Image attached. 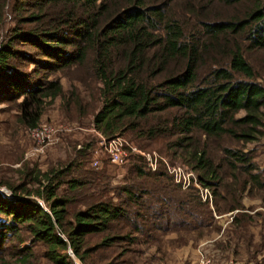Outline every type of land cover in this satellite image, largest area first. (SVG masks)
<instances>
[{"label": "trees", "instance_id": "obj_1", "mask_svg": "<svg viewBox=\"0 0 264 264\" xmlns=\"http://www.w3.org/2000/svg\"><path fill=\"white\" fill-rule=\"evenodd\" d=\"M213 2L237 12L217 15ZM256 49H264V0H0V102H13L28 130L59 97L65 109H91L93 127L106 136L171 150L209 188L212 208L237 209L224 243L232 237L262 249L263 237L242 238L253 216L239 195L263 185L254 162L239 148L222 146L219 157L207 148L222 136L245 142L262 132L264 84L246 55ZM62 76L72 81L68 89ZM90 147L84 142L48 168L24 163L16 183L0 179L10 191H0V253L12 238L29 237L51 264H78L68 249L91 264L90 252L114 245L100 264H130L142 241L167 232L184 241L210 225L208 203L194 187L181 188L162 162L151 169L142 155L128 154L126 181L108 184L104 166H83ZM219 199L230 202L220 207ZM15 253L26 262L30 248Z\"/></svg>", "mask_w": 264, "mask_h": 264}, {"label": "rangeland", "instance_id": "obj_2", "mask_svg": "<svg viewBox=\"0 0 264 264\" xmlns=\"http://www.w3.org/2000/svg\"><path fill=\"white\" fill-rule=\"evenodd\" d=\"M205 0H201L203 3ZM212 11L221 16L228 14H236L237 11H233L235 8L233 5H220L216 2L212 3ZM237 8H240V4H235ZM248 60L253 65L254 71L256 72L261 83L264 84V49L250 50L246 52ZM23 68L25 70L31 67L32 64L24 63ZM62 86L65 89L70 87L69 82L72 81L64 76L60 78ZM80 90V95H83L86 100L89 99V91L86 89L87 94L83 91L82 85L76 83ZM90 95V94H89ZM89 107L87 106V109ZM242 113L239 111L238 114ZM17 110L14 103L11 101L0 102V179L11 183H16L19 179L18 169L27 163L28 166L36 164L42 166L43 159L40 158V154H59L55 161H48L46 168L51 164L58 165L70 160L73 154L84 142L90 143L91 147L85 151L86 159L83 160L84 168L99 169L104 166L106 169V177L104 180L108 184L122 183L126 181V167L129 165V155L137 152H129L123 162L119 164H112L107 161L106 155L102 148L97 143V134L95 128L91 122V109L86 113H79L73 106L69 109H65L60 104L59 97H56L51 103L43 108V112L40 116L39 122L49 123H65L70 126L68 131H63L58 134L57 141L45 146L42 152L32 153L38 154L37 156H27L25 152L33 146V141L29 137L26 128H23L16 119ZM264 122V116H263ZM262 132L257 138L251 141L241 142L227 136L219 137L215 140H211L207 144V148L210 154L220 156L223 154L221 147L230 146L233 148H239L246 152L254 162L256 166V172L258 178L263 181L262 186L251 185L246 188L239 195V203L244 211L249 212L253 217L247 228H244L242 232V238L246 239L247 235L251 234V242H255L260 237L264 238V125L262 126ZM156 144L159 143L156 141ZM141 150H155L157 154L163 156L170 163L181 164L180 160L173 156L171 150L168 152L160 151L155 146L139 147ZM91 149V151H90ZM139 154V153H137ZM132 156V155H131ZM93 157L99 159V165L93 167L90 165V160ZM145 163V162H144ZM147 165L146 163L144 164ZM149 166V165H148ZM186 166V165H185ZM44 167V168H45ZM187 167V166H186ZM188 168V167H187ZM189 169V168H188ZM226 170V167H223ZM191 170V169H190ZM128 172V171H127ZM192 172H194L192 170ZM195 173V172H194ZM196 175V173H195ZM226 180H231L226 177ZM194 187L193 185H190ZM181 187V186H180ZM189 187V186H188ZM182 188V187H181ZM187 188V187H186ZM196 189V187H194ZM1 192L3 190L9 191L4 185H0ZM197 190V189H196ZM10 192V191H9ZM198 192V191H197ZM211 193V191H210ZM4 194V193H3ZM5 196H10L4 194ZM199 195V193H198ZM207 202L211 208L212 221L210 225L206 227H199L195 231L191 232V237L186 236L187 239L184 241H173L172 237L175 235L173 232H167L165 235H159L156 239L146 240L140 242L137 249L138 256L133 255V261L130 264H196L200 257V254L207 256L211 264H222L224 261L232 259L236 261H242L244 264H256V261L260 260L262 254L264 255V247L262 249H256L252 245H246L243 240L238 244H233L232 237L230 242L224 243L225 235L230 228L231 217L236 213L235 208L215 210L212 208L213 194L209 199H202ZM228 199H219V206L227 205ZM228 202H230L228 200ZM199 232L202 234L197 235ZM197 233V234H196ZM98 237L92 236L90 242H94ZM142 238V237H139ZM210 243V245H209ZM9 246L0 253L5 261H0V264H51L45 257L43 246L36 241H31L29 237H26L23 241L19 242L16 237L10 240ZM27 244L30 248L29 257L26 262L17 260L19 255L15 253L17 247ZM120 244H123L121 242ZM125 245V244H124ZM137 244L131 246L136 248ZM119 247L112 246L109 249H97L88 254L87 260L91 264H100L108 261L110 253H115ZM68 254L71 259L78 264H82L72 252L68 249ZM123 258H129L131 253L124 252ZM111 260H117L111 259ZM120 264V263H119ZM127 264V263H123Z\"/></svg>", "mask_w": 264, "mask_h": 264}, {"label": "built area", "instance_id": "obj_3", "mask_svg": "<svg viewBox=\"0 0 264 264\" xmlns=\"http://www.w3.org/2000/svg\"><path fill=\"white\" fill-rule=\"evenodd\" d=\"M69 129L70 126L61 122H39L38 124L29 127L27 132L33 141V146L25 152V155L37 156L38 154L32 153L42 152L46 145L57 141L59 133L68 131ZM95 133L98 136L97 143L102 148L109 163L119 164L127 158L129 152H137L144 157L151 169L155 168L158 161L162 162L166 171L182 188L193 185L196 187L202 199H209L211 197L209 188L201 185L198 182L195 173L188 169L184 164L170 163L163 156L157 154L155 150H141L129 142L122 134L115 133L106 136L98 130H95ZM89 162L93 167L99 165V159L97 157H93ZM0 191L2 190L0 189ZM3 193L6 195L10 194L9 191L5 190H3ZM196 264H211V261L207 256L200 254ZM222 264H244V262L229 259Z\"/></svg>", "mask_w": 264, "mask_h": 264}, {"label": "crops", "instance_id": "obj_4", "mask_svg": "<svg viewBox=\"0 0 264 264\" xmlns=\"http://www.w3.org/2000/svg\"><path fill=\"white\" fill-rule=\"evenodd\" d=\"M58 155L59 154H40V158L44 160L40 168L43 169L48 164V161H55Z\"/></svg>", "mask_w": 264, "mask_h": 264}, {"label": "water", "instance_id": "obj_5", "mask_svg": "<svg viewBox=\"0 0 264 264\" xmlns=\"http://www.w3.org/2000/svg\"><path fill=\"white\" fill-rule=\"evenodd\" d=\"M69 251L71 252V250L69 249Z\"/></svg>", "mask_w": 264, "mask_h": 264}]
</instances>
